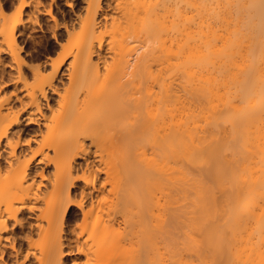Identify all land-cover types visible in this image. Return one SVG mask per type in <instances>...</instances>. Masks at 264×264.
Instances as JSON below:
<instances>
[{"label":"bare ground","instance_id":"obj_1","mask_svg":"<svg viewBox=\"0 0 264 264\" xmlns=\"http://www.w3.org/2000/svg\"><path fill=\"white\" fill-rule=\"evenodd\" d=\"M0 264H264V0H0Z\"/></svg>","mask_w":264,"mask_h":264},{"label":"rangeland","instance_id":"obj_2","mask_svg":"<svg viewBox=\"0 0 264 264\" xmlns=\"http://www.w3.org/2000/svg\"><path fill=\"white\" fill-rule=\"evenodd\" d=\"M7 78H9V77L6 76V80H7ZM7 90H8V91H7ZM11 90H12L11 87H9V89H8V88L6 89L7 93H9V91H11Z\"/></svg>","mask_w":264,"mask_h":264}]
</instances>
